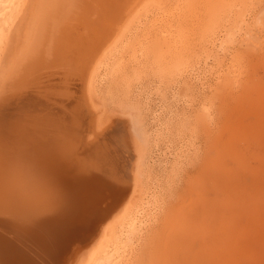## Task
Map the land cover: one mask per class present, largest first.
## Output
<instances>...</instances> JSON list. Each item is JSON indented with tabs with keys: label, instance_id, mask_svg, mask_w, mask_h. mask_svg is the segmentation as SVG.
Wrapping results in <instances>:
<instances>
[{
	"label": "bare ground",
	"instance_id": "1",
	"mask_svg": "<svg viewBox=\"0 0 264 264\" xmlns=\"http://www.w3.org/2000/svg\"><path fill=\"white\" fill-rule=\"evenodd\" d=\"M185 1L0 0V264H136L177 182L198 161V132L218 124L216 100L204 95L208 60L228 56L253 31L256 0H224L199 56L150 62L155 88L138 100L140 81L127 75L148 61L146 52L158 57L173 30L150 39L148 26L134 40L151 18ZM133 42L137 51L125 64ZM237 64L215 78L228 80L221 90L236 86ZM162 86L169 95L149 109ZM98 106L118 112L105 128ZM185 221L171 219L154 236L149 264L159 251L168 258L174 247L164 242L175 227L188 232ZM177 233L185 242L187 233ZM208 254L211 264L210 245Z\"/></svg>",
	"mask_w": 264,
	"mask_h": 264
},
{
	"label": "rangeland",
	"instance_id": "2",
	"mask_svg": "<svg viewBox=\"0 0 264 264\" xmlns=\"http://www.w3.org/2000/svg\"><path fill=\"white\" fill-rule=\"evenodd\" d=\"M188 1L187 6L186 4H183L185 7L182 5V9L179 5L178 7H167L169 9H164L166 11L162 10L163 13L160 12L161 14L156 15L157 18L154 16L153 19L149 20L150 23L148 22L142 30L144 34L141 31L134 40L136 43L142 36H146L150 30L151 32L148 34L150 39L164 31L170 34L173 30L168 40L166 39L167 42L163 49L156 52L157 56L159 55L158 57L154 56L155 52L153 51L146 52L145 55L148 54V56L145 57L148 61L142 58L138 62V74L136 73L137 70H132L133 73L130 72L131 74L127 75V78L132 81H135V78V82L140 81L137 91L138 100L143 99L140 91L155 88L149 75L156 61L160 60L162 63L164 61L163 65H166L165 63H171V60L174 59L187 60L186 58L199 56L197 53L199 52L200 42L204 38L203 33L207 32L212 18L224 0ZM174 9L178 10L174 11ZM254 10L256 14L254 13L253 24H251L253 25L251 34L245 35V39L243 36L241 38L243 40L236 43L237 46L228 56L217 60H212L213 57L211 56V60L209 59V63L207 62L212 71L207 79L209 88L204 95L214 96L216 100L214 115L218 124L213 122V127L211 126L210 130H200L198 132L197 142L199 144L197 143V145L200 154H198V161L177 182L176 189H174V192H176L171 200L173 204L169 200L170 203L167 202L164 210L156 218L154 225L139 248L136 255V264H149L150 243L171 219L179 222L186 220L185 223H191L192 228L185 226L188 228L186 229L188 232H185L178 230L179 227H175L173 234L169 235H172V237L164 242L172 244L174 247L171 246L173 249L168 251V258H166L167 253L159 251L162 255L160 253L154 258H149L151 264H204L205 258V264H208L209 245L211 264H264V0H256ZM159 17L165 19L161 21ZM176 24L179 25V33ZM202 24L203 29L201 28ZM146 28L147 31L150 28L148 32H145ZM168 28L170 32H168ZM170 36L171 40L169 39ZM175 37L176 40H179L175 41ZM198 42L199 46L197 45ZM132 45H134V48L129 46L130 48L128 47L129 49L124 53L123 62L125 64L128 63L127 60L133 58L134 53L137 51L136 44L133 42ZM169 45L171 49L168 47ZM131 49L135 51H131ZM147 50H151V48ZM129 52L132 55L131 57ZM171 52L173 53L171 54ZM176 52L178 55H176ZM181 52H183V56L180 55ZM164 53L168 54L167 61L164 59L166 56ZM150 62H153L152 66L149 64ZM235 62L238 63V79L236 78L238 82H236V86L232 87L233 89L228 91L229 86L226 82L224 83L228 80L221 78L216 85L215 78L222 70L224 71L228 63ZM149 65L150 70L148 69ZM163 65L161 64L162 67H164ZM135 68L133 66V69ZM186 79H184L186 82L183 92L185 98L190 101L194 96L193 86ZM225 84L227 86L226 90L224 89L226 88ZM214 86L216 89L219 88L218 91ZM220 86H224V88L221 90ZM163 93L166 95L165 97L169 95V91L165 86L159 88L157 98L150 96L149 109L156 108L155 104L164 100ZM151 94H154V92L152 91ZM191 102L192 100L190 106L186 108L189 114H191ZM96 109L101 112H98L99 116L97 118L99 119L97 122L99 126L105 128L114 119H117L118 112L116 109L104 110L101 106ZM177 232L187 233L185 242L178 241L177 243L175 240V234L178 235ZM180 247L183 251L180 250Z\"/></svg>",
	"mask_w": 264,
	"mask_h": 264
}]
</instances>
